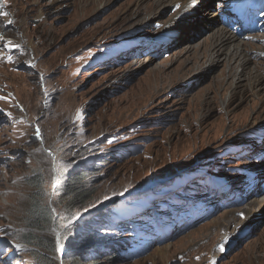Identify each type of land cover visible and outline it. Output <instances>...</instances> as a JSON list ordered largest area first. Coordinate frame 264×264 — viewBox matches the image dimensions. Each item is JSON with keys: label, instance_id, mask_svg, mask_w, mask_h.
<instances>
[{"label": "rangeland", "instance_id": "1", "mask_svg": "<svg viewBox=\"0 0 264 264\" xmlns=\"http://www.w3.org/2000/svg\"><path fill=\"white\" fill-rule=\"evenodd\" d=\"M218 3L4 0L0 264H35L31 252H40L4 235L27 230V177L42 171L55 206L60 168L65 179L86 163L96 166L86 170L88 196L74 212L126 202L123 210L135 212L118 215L137 214L134 226L144 232L134 241L138 256L99 264H264V22L258 32H237L241 24ZM213 13L220 23H209ZM194 15V29H175ZM225 26L248 44L241 57L226 49L204 59ZM184 177L181 188H169ZM165 188L175 198L163 197ZM142 204L163 216L143 213ZM177 212L188 216L179 223ZM54 228L44 234L57 240Z\"/></svg>", "mask_w": 264, "mask_h": 264}, {"label": "trees", "instance_id": "2", "mask_svg": "<svg viewBox=\"0 0 264 264\" xmlns=\"http://www.w3.org/2000/svg\"><path fill=\"white\" fill-rule=\"evenodd\" d=\"M95 166V163L91 166L87 163L82 164L65 179L60 168L55 189L57 195L55 206L48 200L42 171L27 177L25 184L32 189L29 196L30 205L24 219L27 230L18 232L6 230L4 235L15 238L33 249H38L40 252H31V258L35 264H59L54 259L59 257L57 240L52 235L44 234L54 226L61 234L60 243L64 264H99L103 260L110 263L124 262L126 257L131 259L135 257L134 243L128 239V236L133 232L131 228H134L133 223H137L138 219L131 225H127L116 218L121 217L118 214L123 212V203L118 201L116 205L100 207L80 214L74 212L79 207L76 203L88 196L85 182L86 170H91ZM58 204L64 205L63 209L60 208L63 212H57Z\"/></svg>", "mask_w": 264, "mask_h": 264}, {"label": "bare ground", "instance_id": "3", "mask_svg": "<svg viewBox=\"0 0 264 264\" xmlns=\"http://www.w3.org/2000/svg\"><path fill=\"white\" fill-rule=\"evenodd\" d=\"M186 1H188V0H186ZM218 1H219V3H218L219 8H221L223 10V13H225L224 12V8L225 7H229V8H231L230 10L233 11L231 13H233V14L235 13V15L239 14L240 15V19L242 21H244L247 25L252 24L254 22V20H255L250 15V12H255V11L263 8V5H264V0H233V1H226V2H225V0H218ZM245 12H248V13H245ZM159 13H160V9H159ZM247 14H248V18H244V16L247 15ZM222 15L223 14H221V16ZM198 17L199 16H197V15L192 16L191 19L189 21H187L186 25H184V26H182L180 28L176 27L175 29L176 30H180V31L183 29V27H189V28L192 27L194 29L193 23L195 22L196 19H198ZM151 19H153V18H151ZM210 19H211V21L209 23H211V24L220 23L219 22V15L217 13L210 14ZM260 22H264V19L260 20ZM258 23H259V21H258ZM263 27L264 26H262L261 29ZM227 29L228 28L225 26V28L220 27V28H218L216 30V32L213 35V38L217 42V45L215 47H213L212 49L207 50L204 53V55H203L204 59H206V58H208L210 56H213V53L214 54H217V53L221 54L222 51H224L226 49H229V50L233 49L234 52H236V55L241 57L240 52L243 53V51L241 50L242 46H247L248 44L246 42L242 41V38L239 35H236V34H234L232 32H229ZM253 30H254V27L251 26L249 28V31H253ZM187 31L188 30H186V32ZM166 34H170V33L169 32H164L163 33L164 37H165ZM177 34L179 36V33H177ZM175 36H176V33H172L171 34V36L169 38L170 42L173 40L172 38L175 37ZM249 62L250 61H249L248 58L245 59V57H244L242 59V64L240 65V67L242 68L243 71H245V70H247L249 68L248 67V65L250 64ZM251 73H252V71H251ZM239 79H240V81H242L241 77ZM252 79L254 80L253 73H252V77L249 78V80L251 81ZM53 159H54V157H53Z\"/></svg>", "mask_w": 264, "mask_h": 264}, {"label": "water", "instance_id": "4", "mask_svg": "<svg viewBox=\"0 0 264 264\" xmlns=\"http://www.w3.org/2000/svg\"><path fill=\"white\" fill-rule=\"evenodd\" d=\"M37 137L40 139V140H42V134H41V132H40V129H38L37 128ZM44 146V145H43ZM43 148H45V147H43ZM45 150H46V153H48L49 155H51L52 157H53V153L50 151V150H48V149H46L45 148ZM56 234H57V243H58V245H59V249L61 250V243H60V233H59V231H57V229L56 228H54V230H53ZM61 260V259H60Z\"/></svg>", "mask_w": 264, "mask_h": 264}, {"label": "snow or ice", "instance_id": "5", "mask_svg": "<svg viewBox=\"0 0 264 264\" xmlns=\"http://www.w3.org/2000/svg\"><path fill=\"white\" fill-rule=\"evenodd\" d=\"M4 15H7V13L5 12H0V16H4ZM12 21H9V23H11Z\"/></svg>", "mask_w": 264, "mask_h": 264}]
</instances>
